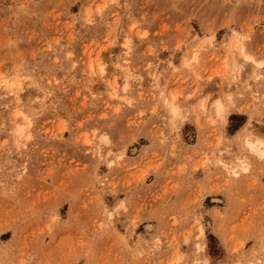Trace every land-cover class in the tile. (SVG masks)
I'll list each match as a JSON object with an SVG mask.
<instances>
[{
	"label": "rangeland",
	"instance_id": "1",
	"mask_svg": "<svg viewBox=\"0 0 264 264\" xmlns=\"http://www.w3.org/2000/svg\"><path fill=\"white\" fill-rule=\"evenodd\" d=\"M263 139L264 0H0V264H264Z\"/></svg>",
	"mask_w": 264,
	"mask_h": 264
},
{
	"label": "bare ground",
	"instance_id": "2",
	"mask_svg": "<svg viewBox=\"0 0 264 264\" xmlns=\"http://www.w3.org/2000/svg\"><path fill=\"white\" fill-rule=\"evenodd\" d=\"M100 70H101V71H104V68L101 67ZM218 112H221V110H218ZM263 145H264V139H263V141L254 140V141H250V142H249V146H250L251 150L254 151V152H258V153H260V154L264 153V148H262ZM246 163H247V162H246ZM246 163L242 162V163L240 164V166H241L242 168H244V169H247L248 166H247ZM249 164H250V163H249Z\"/></svg>",
	"mask_w": 264,
	"mask_h": 264
}]
</instances>
